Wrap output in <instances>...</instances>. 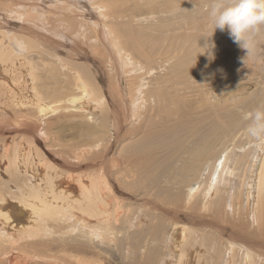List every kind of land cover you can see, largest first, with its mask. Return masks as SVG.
<instances>
[{"label":"bare ground","instance_id":"1","mask_svg":"<svg viewBox=\"0 0 264 264\" xmlns=\"http://www.w3.org/2000/svg\"><path fill=\"white\" fill-rule=\"evenodd\" d=\"M40 1H47L51 10L58 8L67 15L70 13L72 26L73 23L80 26L81 31H76L75 35L60 31L65 29L61 27L59 20L60 10L54 11L58 24L51 26V29L62 37L69 35L73 43L70 45L71 51L77 55L76 47H81L82 44L84 52L80 56L85 59V63L57 56L60 61L56 62L58 61L63 72H60L61 75L66 78V84L74 86V89L68 88L63 92L65 96L51 102L46 101L40 89H36L34 98L27 95L29 93L23 97L19 92H26L24 85L17 89V75H8L11 81L9 83L5 78L6 83L0 86V94L4 92L11 97L8 105L12 111L1 113L3 116L10 114L8 118H3L2 123L8 124L7 120L11 117L23 134L33 133L32 130L37 128L39 122L42 125L47 124L49 131H37L35 138L32 137V143L38 142L42 148L62 147L63 153L66 149L69 150L68 147L77 150L75 146H84L76 154L79 157L91 150L94 152V146L90 141L79 143L76 138L82 139L80 135L85 134L87 138L94 140L96 135L97 138L104 139L106 131H101L99 126L95 130L96 135L86 134L94 129L90 120L103 115V111L107 109L108 115L106 116V111L105 116L108 117L109 132L110 117L117 114L118 105L120 111L118 110L115 117L121 116L126 122L131 118L135 125L126 132L134 135L129 143H121L118 149L114 147L117 153L108 159V170L105 171L98 165L99 177L97 174L96 177L90 174L88 178L83 175H69L64 176L63 182L62 177H56L61 179L56 184L55 177H46L51 170L53 172L50 164L39 165V169L21 166L19 159L24 155H19L20 148L14 153L7 150L5 155L2 154L5 157V161L0 162V167L5 169L2 174L15 181L16 189L12 194L4 195L0 199V264H107L100 251L91 253L89 248L98 246L94 243L107 247L114 243L119 248L120 242L123 241L119 240L121 236L119 237L118 232L127 233L129 230L119 228L120 225L111 226L112 220H120L122 211L119 208L121 212H117L118 205H114L113 209L109 207L112 204L109 197L114 195L116 188L131 189L134 186L143 189L148 195H156L157 206L164 204L165 208L172 207V210H187L193 219L194 215H199V210H212L204 215L205 218L213 224L215 221L211 217L231 225L234 234H231L226 247L218 249L213 239L210 247L205 246L207 241L203 235L206 233L201 235L199 231H193L194 229L175 227L174 233L178 232L176 249H171V252L168 250L169 243H174L176 235H169V231H166L164 247L160 243L157 250L156 247L149 248V257L144 263L136 261L131 264H154V252L155 259L162 254L158 264H190L188 257L191 252L199 249L200 246L196 250L194 246L200 243L205 246L206 251L204 247L200 249H203L205 255L208 254L206 264H264V147H257L259 142L248 136V121L245 119L257 107L264 106V37L260 38L258 51L245 58L246 50L234 42L227 29H216L211 36L213 26L207 15L209 0H125L126 3L124 0ZM188 2L197 4V7H193V14ZM163 5L166 8H161ZM19 6L17 10L22 11L24 8ZM162 11L169 12V15L162 17ZM36 12L43 13L33 7L26 9V14L42 19ZM157 14L161 22L157 19ZM89 27L95 32L93 37L91 34L90 37L86 36ZM71 28L68 30L74 31V28ZM43 39L54 45L58 38L43 36ZM7 40L9 39L3 41L0 47L8 52L10 59L19 58L24 49L30 52L22 58L30 64L31 69L25 67L31 70L32 79L36 81L34 67L40 68L41 65L36 64V57L31 54L33 43L18 37ZM206 44L215 46L205 50L203 48ZM86 45L91 49V54ZM108 46L115 51L111 57L106 54ZM42 50L40 52L44 53ZM95 55L101 57L97 58ZM29 56H32L30 58L34 63L27 58ZM80 56H77L79 60ZM40 57L43 60L39 61L55 62L48 57ZM0 60H4L1 54ZM27 62L23 61V64ZM101 62L108 63L110 73V69H117L116 74L112 72L114 74L109 78L115 80L110 84L112 87L109 85L108 91H103L108 97H119L118 101L115 100V105L113 101L110 102L112 104L109 103L106 94L94 83V80H98L96 74L101 73ZM86 68L94 72L89 73ZM27 76L29 78L30 75ZM242 76H254L256 88H245L243 92L233 93L232 86H236L238 78ZM32 83L37 85L36 82ZM51 92L56 93L57 89L53 88ZM67 110L71 112H66ZM61 111H64L62 118L77 116L84 120L79 126L76 125V128L73 126L76 129L74 134L72 132L73 138L71 134L70 138L63 132L58 136L52 134L47 119ZM115 126L114 128H117V125ZM66 136L67 139L64 138ZM43 137L47 147L41 143ZM118 143L120 142H117V145ZM93 144L99 147L101 140H95ZM67 152L70 154V151ZM95 167L97 169V165ZM130 177L133 179L130 180ZM196 180L198 186L193 188ZM74 182H77V185ZM11 195L15 200L11 199ZM152 215L156 216L154 213ZM235 217L240 218L243 225L239 221L229 223ZM173 219L176 218L173 216ZM180 219L182 221V218ZM186 219L191 220L189 215H186ZM11 221L16 222L14 224L18 227L14 233L9 232L8 225H5L12 224ZM182 225L186 227V224ZM161 226L156 224V227H153V235L161 233ZM124 248L121 246L122 250ZM119 251L122 252L120 249ZM215 251H218L216 258ZM171 253L174 258L170 256Z\"/></svg>","mask_w":264,"mask_h":264},{"label":"rangeland","instance_id":"2","mask_svg":"<svg viewBox=\"0 0 264 264\" xmlns=\"http://www.w3.org/2000/svg\"><path fill=\"white\" fill-rule=\"evenodd\" d=\"M44 1H46V0H44ZM56 1H58V0H56ZM60 1H62V0H60ZM181 2H183V1H181ZM30 3H32L33 6ZM124 3H126L125 0H124ZM143 3H145V2H143ZM188 4L191 5L190 9L192 10V14H193L194 13L193 7H197V4L195 2H188ZM19 5H22V8H24L22 11H18L17 10L18 7H20ZM29 7H33L36 11L38 9V12H43L42 14L41 13L39 14V13L36 12L37 14L42 16L43 20L39 19L38 17L33 18L31 15L26 14V9H28ZM154 8L157 9L156 7H154ZM161 8H166V7H165V5H163ZM7 9L10 12L7 11ZM14 9H16V11H13ZM57 9L51 10L49 8V6H48V2L47 1L46 2H41L40 0H0V44L3 41H6V39H9L7 41H10V39H12L13 37L14 38H17V37L18 38H24V40H26V39L29 40L30 44L32 42L33 45H34L33 49L30 48V50H32L31 54L35 55L36 64L37 65H41V66H39L40 68H37L36 66L34 67V72H35V74L37 76V80L34 81V79H32V76H31V70H29V69H31V68H29L30 64L22 58L23 56L29 55L30 52L26 51V49H24L23 52L20 53V57L13 60V59H10L8 57V52L4 48L0 47V54L4 58L3 61L0 60V81H1L0 82V86H3L4 83H6L5 78L10 83L11 79H9L8 75L12 76V73L16 74L17 76H15V77L18 79V80H16L17 81L16 88L19 89V88H21L20 86L24 85L23 88L26 89V92L23 91V90H22V92H19L17 90V92H19L20 95H22V96L24 95L25 96L26 93H29L27 95H30V97H33V96L36 97L35 96V94L37 93L36 89H40V91L43 93V95H44V97H45L47 102H51V101L56 100L57 98H59L61 96H65L63 94V92L65 90H67L68 88L74 89V86H68L66 84V82H65L66 78L63 77V74L61 75V73H63V72H61L62 69H61L60 64L58 63V61H60V60L58 59L57 56H61V57H63V59H65V57H66L67 59H69L71 61L85 63V61H84L85 59H83L80 56V54H83V52H84V46L81 44V47H76V50L78 51V55L81 58V60H79L78 57H77L78 55L75 52L73 53L71 51L70 45H72L73 43H71L70 36L69 35H63V37H62L61 35L55 34L54 30L51 29L56 24H58L57 23L58 18H55L57 16V14H55L54 11L60 10L59 15H60L61 19H59V20L61 21L60 22L61 23V27L65 28V29H60V31H62V32L68 31L69 33L75 35L76 31L80 30V28H79L80 26H78L77 23L76 24L73 23V26H72V24L70 23L71 19L69 18V14L70 13L67 15L62 9H58V10ZM47 11H49L50 13L47 12ZM17 12H20V13H17ZM62 12H64V13H62ZM163 12L164 11L161 12L162 13V17L169 15V12L165 11L166 13L164 12V14H163ZM24 13L26 14V16H24L25 15ZM177 13H179V12H177ZM52 14H54V15H52ZM20 16H22V18H24V17L25 18L22 19ZM47 17H48V19H46ZM67 18H69V19L67 20ZM95 18H97V17H95ZM44 19H46V21ZM157 19H159V22H161V20L159 18V14H157ZM22 20L25 21V22H23ZM124 20H126V19H124ZM28 21H30V22H28ZM31 21H33L32 25H31ZM39 21H41V22H39ZM26 22H27V24L29 26L26 24ZM2 25H4V26H2ZM51 26H53V27H51ZM26 27H28V28H26ZM35 27H37V28H35ZM71 27L74 28L73 29L74 31L68 30ZM20 30H21V32H20ZM16 32H18L19 35H18V33L16 34ZM36 32H38V33H36ZM105 32H107V31H105ZM89 34H91V37H93L95 35V32L93 30H91V27H89L88 32L86 33V36H88ZM6 35L9 36V37L7 38ZM43 36H46V37L47 36H50V37H52V36L56 37L57 36L58 39H56V40L58 42L56 41L55 44L52 45L51 43L46 42L43 39ZM25 37H27V38H25ZM81 37H80V39H81ZM88 37H90V35ZM33 38H34V40H33ZM3 39H5V40H3ZM35 39H36V41L38 40L37 42L39 43V46H37L38 43L35 41ZM41 41H42V43H41ZM57 43H58L59 47L57 46ZM32 46H30V47H32ZM42 46H43V48H42ZM13 48H15V46ZM35 48H37V49H35ZM42 49L45 51L44 53L40 52ZM86 49H87L88 52L91 50L88 45H86ZM50 51H54L55 53H51ZM91 53H92V51H90V54ZM114 53H115V51L113 50V48L111 46H108V48L106 49V54L109 57H111V55L114 54ZM57 54H59V55H57ZM40 55H42L45 58L48 57V58H50V60H53L55 62H51V63L48 62L47 63V61H39V60H43L40 57ZM30 57H32V56H29L27 58L29 60H31ZM95 57L99 58L101 56L95 55ZM92 58H93V56H92ZM104 59H105V61H107L106 58H104ZM22 60L24 62H27V63L23 64ZM56 60H58V61L56 62ZM31 62H33V61L31 60ZM116 63L119 64L118 61ZM101 64H102L101 67L103 66L102 70H101V73L100 74H96L95 73L98 76V80H94V83L97 84V88L100 89L103 94H106L107 100L108 101L110 100L109 103L113 101L112 103H114V105H115V100L118 101L119 97H117V96H109L108 97L107 93L103 92V91H108L107 86H109L110 84H113L115 82V80L113 81L112 79H109V78H111L112 75L114 74V73L112 74V72H115V74H116L117 69L116 68L114 70L110 69L111 70V73H110V71H109L110 67H108V63L107 62H105V63L101 62ZM23 66L24 67L27 66V68H29V69H26V67L24 68ZM42 67H44V68H42ZM85 70L88 71L89 73L90 72H94L90 68L89 69L86 68ZM102 71H103L104 75L102 74ZM108 72L110 73V77H109V73ZM51 74H53V75H51ZM27 75H30L29 78H28ZM54 75H55V77H54ZM22 78H24V79L26 78L25 81L26 82L28 81V83L26 84L25 81ZM92 78H94V75H92ZM104 78L105 79L107 78V79L105 80ZM20 79H22V80H20ZM19 80L21 82H23V83H21ZM31 80H32V82H36L37 85L36 84L33 85ZM249 80H251V81H249ZM97 81H98V83H97ZM237 81H239V82L236 84V86H235V84L232 86V92L233 93H237L239 91L243 92L245 88L253 90V88H256V86H257L256 79L254 78V76L251 77V78L247 77V76H244V77L242 76V77H239ZM25 84H26V86H25ZM101 86H104V87L102 88ZM110 87H112V86L110 85ZM53 88L57 89L56 93H52L51 92L53 90ZM3 91H4V88H3ZM34 92H35V94H34ZM3 94H5V93L3 92ZM3 94H0V108H1L0 109V111H1L0 112V123H1L0 124V162L1 161L2 162L5 161V157L3 155H5L4 153H6L7 150H10V153H12V152L14 153L16 150H18V148H20L19 155H24V156H22L19 159L20 160V165L23 166V167H30V168L39 169V165H43L44 163L50 164L53 167V172L51 170L50 173L46 174V177L47 178L55 177L54 178V184L59 183L61 181V179H62L61 182H63L64 179H65L64 176L74 175V176L78 177L80 175H83L85 177L87 176V178H88L89 175L92 174L94 177H96L95 174H97V171H98V169L100 167L101 168L103 167V169L105 171L108 170V159L111 158L112 156H114L115 153H117V152H115V149H118V147H120L121 143H123V144L129 143L130 139H132L133 135H134V134L132 135V134L126 132L127 129H130L131 127H133L135 125L134 121L131 122V120H130L131 118H129V120L126 122V120L122 119L121 116L115 117L118 114V112L120 111V108L118 107V105H116V108H118L119 111L117 110V114L112 115V117H110V122L109 123H111V126H110V129H109V132H108V119H107L108 117H106L108 115V110L106 109V110L103 111V113H104L103 115H98L93 120H90V123H91V125L94 126V129H91V130H93L92 133H91V130H89L86 133L88 135H96L95 134V130L98 129V126H99L101 131H106V133L103 135L104 139L102 138V136H99L102 139L97 138L98 135H96V139L95 140H97V141L101 140V144H100L99 147L98 146L96 147L93 144L95 142L94 139H91L89 137H88L89 138L88 139L85 134H81L80 135V138L83 137L82 139L78 140V138H76L77 141H80L79 143H82V142L83 143H87L88 141H90L89 143H92L91 145L94 146L93 147L94 148V152H92L93 150H91V151L87 152V154L85 153L83 156L79 155L80 158L83 157V159L80 160L78 155H76V154H77L78 150L83 149L84 146H81V147L80 146H75L74 148L77 149V150H72L70 147H68L69 150L66 149L64 151V153H63V152H61L64 149L62 147L61 148L57 147V146L55 148H51L50 146L47 147L45 145L46 144L45 143L46 139L44 137H43V139L41 138V141H43L41 143L43 145H45L47 148H42V146L38 142H33L32 143V141H33L32 137L35 138L37 131L38 132L39 131L42 132V129L44 131H49V126L47 124L46 125H42L39 122L37 128L32 130L33 133H31V134H23L22 130H20L17 125H15V123L13 122L11 117L7 120L9 125L6 122L2 123V121H4L3 118H8L10 114H7L6 116H3V115H1V113L4 114V113H9V111H12L11 108L9 107V105H8L9 104V100H10L11 97L7 96L6 94L5 95H3ZM1 101H2V103H1ZM112 103H110V104H112ZM4 110H5V112H4ZM109 110H110V107H109ZM66 112H71V111L67 110ZM67 114H69V113H67ZM105 114H106V116H105ZM61 115L64 116V111H61L60 113L58 112L57 114H54V115L50 116L49 119H47V122L50 123V129L52 131V134L58 136L59 134H61L63 132V134L66 133V134H68V136H69V134H71L72 136L71 135L70 136L73 138V134H74V132H76L75 128L77 126H79L81 123L84 122L83 118L77 117V116L67 117V118L63 117L62 118ZM58 117H61V118H58ZM51 118H53V119H51ZM73 122H74L75 125L73 124ZM113 123L115 125H117V128H114L115 125ZM73 126L75 128H73ZM3 128H5V129H3ZM101 128H104V129H101ZM3 130H5V131H3ZM67 132H69V133H67ZM72 132H73V134H72ZM129 134L132 137H130ZM124 135H126V136H124ZM85 137H86V139H85ZM64 138L67 139V136L64 137ZM76 139H74V140H76ZM72 142H73V140H72ZM109 142H110V144H108ZM117 142H120V143H118V145H117ZM79 143H77V144H79ZM114 147H115V149H114ZM1 151H3V152L1 153ZM67 151H70V154H68ZM90 153H91V155H90ZM94 154H97V155L94 156ZM104 154H106L107 156L105 157ZM92 156H93V158H92ZM89 157H90V159H89ZM40 160H42V161L40 162ZM70 163H72L73 166ZM99 164H100V167H98ZM95 165H97V169H95L96 168ZM0 166H2V164H0ZM4 170H5L4 168L0 167V199H2L4 195L8 196V195H10V193L12 194L13 191H15V189H16V188H14V186H16V185H14L15 181H11L8 176H6L5 174H2L3 172H5ZM98 175L99 174H97V177L100 176V175L99 176ZM56 177H60V178L62 177V178L59 179V178H56ZM132 179H133V177H130V180H132ZM75 184L77 185V182ZM64 186H66V185H64ZM197 186H198V183H197V180H196L195 183H194L193 188H196ZM120 188L121 187H119L118 189L116 188L114 190L116 192L113 191V193H114L113 196L109 197L110 194H108L109 199L111 198L110 200L112 201V204L109 207L113 209L114 205H116V206L118 205L117 209L119 210V208H120L121 211L123 212L122 213L120 210L119 211L117 210V212H121L120 220L118 222H116L115 220H112L111 221L112 222L111 226L114 227L116 225H120L121 227L119 226V228H123V229L129 230V231L127 233L126 232L125 233L124 232H118L119 237L121 236L119 238V240L123 241V242H120L119 248L116 247L114 245V243H113V245H108V247L106 245H100L98 243H94L95 246L96 245H98V246H96L95 248H89L91 253H93L92 251H95V252L96 251H100L101 254L103 255V257L106 258L105 262H107V264H131L132 262H136V261L140 262V263H144V260H146L149 257L148 256V251L150 249H154L156 247L155 249L157 250L158 244H160V243H161L162 247H164L163 241H165V236H166V235H164V232L166 233V231H169V235H171L172 233H173V235H176L178 233L176 231H175L176 233H174L173 229L175 227H177V228H187L188 230H193L194 229L193 231H199L201 233V235L206 233L205 236L203 235L204 239L206 237L205 241H207V242H205V246L210 247V244L213 243V241L211 239H213L215 241L216 247L218 249L221 248L222 246L226 247L227 241L230 240L229 238H230L231 234H234L233 233V229L234 228L231 225L226 224V223H222L221 221L218 222V220H216L215 217H211V219H213L215 221L214 224H213V223H211L209 220H207L205 218L204 215H206L208 212H211L212 210L211 211H207V212H201V210L198 209L199 210V215L198 216H196L197 214L194 215V219H195V222H194L193 216H190V213L187 210L180 209V211H179V210H176L174 208L172 210V207H170V208L166 207L165 208L164 204H162V206L160 204H158V206H157L156 195H153V194H149L148 195L143 189H141V188L138 189L137 186H134L131 189L130 188L127 189V188L122 187L124 190L122 188L121 189ZM125 189H127V190H125ZM43 191H45V189H43ZM143 192L145 193V195H144ZM145 196H146V198H144ZM11 199L15 200L12 197V195H11ZM112 199H114V200H112ZM115 200H117V202ZM150 201H152L151 202L152 204L150 203ZM122 204L124 206H122ZM160 211H162V212H160ZM181 212L182 213L184 212V213L182 214ZM214 212L217 214V212L215 210H214ZM152 213H154L156 216L152 215ZM185 213H186V215H189L191 220L190 219H186V215H184ZM165 214H167L168 216L165 215ZM170 214L172 215V217H171ZM175 214H177V215H175ZM158 215L160 217H158ZM181 215H184V216L182 217ZM173 216L176 219H173ZM178 217L182 218V221H181V219L179 220ZM195 217L196 218L199 217L198 219H201V220H198ZM202 218H204V220ZM237 218L235 217L231 222H229V221H227V222L233 224V223H236V222L239 221V223H241L243 225V223L240 222L241 221L240 218H238V219ZM170 220H172V221H170ZM183 220H184V222H183ZM179 221H180V223H178ZM92 222H93V220H92ZM197 222H198V224H197ZM11 223L12 224L7 223L5 225H8V227H7L8 229L7 230L9 232H11V233L13 232L14 233V232H16L18 230V227H17V224L16 225L14 224L16 222L11 221ZM156 224L157 225H162L161 228L163 230L161 229V233L153 235V231L152 230L156 227ZM182 224H184V225L186 224V227L185 226L183 227ZM9 225H11V226H9ZM136 225L139 226V227H137ZM220 226H224V228H221ZM229 226H231V227L229 228ZM146 227L148 228V230H147ZM120 230H122V229H120ZM226 231H228V232H226ZM141 232H142V234H141ZM149 238H151V239H149ZM176 239H177V235L175 236V238L173 240L174 243L173 242H171V244L169 243L168 250L170 249V252H171V249H176L177 248L176 247L177 243L175 242ZM220 239H221V241H220ZM159 241H162V242H159ZM154 242H156V243H154ZM191 245H192V243L190 244V246ZM121 246L125 247L123 249L124 251L121 249ZM205 246L204 245L202 246L201 243L199 245L194 246L195 250H196L197 247H199V249L197 248V250L195 251L196 253L195 252L194 253L191 252V248L193 249V246H191V248H190L191 256L188 257V259H190V264H195V262H196V264H198L199 261H200L199 264H201V262H203L204 258L205 259H204V262L202 264H206V257L208 256V254L205 255V252H203V249H200V248L204 247V251H206ZM140 248H142L143 250L140 249ZM119 249L122 252H120ZM156 250H154V251H156ZM215 252H216V254L214 255V258H216L217 255H218V251H215ZM121 254H123V255H121ZM195 254H197L198 257ZM202 254H204L205 256H203ZM153 255H155V252H154ZM153 255H152V260L154 258V261H153L154 264H158L159 258L161 257L162 254L161 255L159 254L160 257H158L157 259H155V257ZM156 255L158 256V254H156ZM168 255H170V254H168ZM170 256L172 258H174L173 257L174 255L172 256V253H171ZM194 260H196V261H194ZM166 261L169 262L168 259H166Z\"/></svg>","mask_w":264,"mask_h":264},{"label":"clouds","instance_id":"3","mask_svg":"<svg viewBox=\"0 0 264 264\" xmlns=\"http://www.w3.org/2000/svg\"><path fill=\"white\" fill-rule=\"evenodd\" d=\"M207 15L213 26L211 36L216 29H227L234 42L246 50L245 58L258 51L260 38L264 37V0H209ZM214 46L206 44L203 49ZM245 119L248 136L259 142L257 147H264V106Z\"/></svg>","mask_w":264,"mask_h":264}]
</instances>
